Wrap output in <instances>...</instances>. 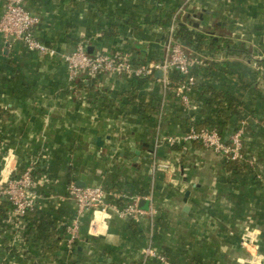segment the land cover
Here are the masks:
<instances>
[{
  "label": "crops",
  "instance_id": "crops-1",
  "mask_svg": "<svg viewBox=\"0 0 264 264\" xmlns=\"http://www.w3.org/2000/svg\"><path fill=\"white\" fill-rule=\"evenodd\" d=\"M5 4L0 0V18ZM24 4L40 19L36 36L56 52L0 37V181L38 159L42 196L16 240L6 222L11 205L0 196V264H143L148 242L177 264H251L250 243L264 264V0ZM176 13L178 26L206 37V47L187 45L203 60L194 68L190 106L177 100L176 71L170 89L157 72L148 80L101 74L70 83L62 55L81 40L93 53L124 49L141 61L163 60ZM207 126L226 139L243 129L248 162L234 169L202 143L182 142L191 128ZM169 137L181 142H160ZM72 182L141 195L150 213L135 221L87 211L69 250ZM42 221L49 223L44 235Z\"/></svg>",
  "mask_w": 264,
  "mask_h": 264
},
{
  "label": "built area",
  "instance_id": "built-area-1",
  "mask_svg": "<svg viewBox=\"0 0 264 264\" xmlns=\"http://www.w3.org/2000/svg\"><path fill=\"white\" fill-rule=\"evenodd\" d=\"M178 15V13L175 14L168 26V55L161 61H141L132 51L124 49L93 53L89 50L90 43L87 40L79 41L72 51L62 55V60L68 69L70 83L75 86L85 77L96 78L101 74H116L128 79L148 80L154 78L157 71H162V78L157 81L161 82L165 89H170L172 84L170 73L176 71L182 76V80L174 87L175 95L183 105L190 106V92L197 83L194 68L202 64L203 60L189 54L187 45L178 38ZM39 22L40 19L26 8L24 0H6L5 10L0 18V37L9 46L20 41L31 51L54 54L55 48L46 45L35 34ZM243 133V129H238L229 139H226L217 127L207 126L200 129L193 127L183 137L182 142H200L229 161L248 162L243 151ZM160 142L174 145L181 140L169 137L163 138ZM38 163V159L33 160L15 175L8 171V177L0 181V196L8 200L11 205V213L6 222L14 229V240L23 237L28 213L34 211L40 204L39 200L42 196L37 188L39 183L34 177ZM68 198L75 202L77 210L75 220L67 226L66 246L69 250L75 247V243L80 238L79 218L87 211L103 213L113 211L122 218L135 221H140L143 215L150 213L139 207L141 195L130 196L107 189L103 185L81 186L72 182L68 186ZM247 245L245 246L253 261L251 264H262L260 254L257 251H251L250 243ZM144 257L143 264H149V261L153 259L161 264H177L151 242H148L144 249Z\"/></svg>",
  "mask_w": 264,
  "mask_h": 264
},
{
  "label": "trees",
  "instance_id": "trees-1",
  "mask_svg": "<svg viewBox=\"0 0 264 264\" xmlns=\"http://www.w3.org/2000/svg\"><path fill=\"white\" fill-rule=\"evenodd\" d=\"M160 4H161V1H160ZM159 6H162V5H159ZM162 9V7H161ZM177 36L179 39H181L186 45H197L198 48H203V47H206L205 46V35L203 34H200V33H194L193 31H190L188 29V27L184 24H180L178 26V29H177ZM132 81L134 80H144V79H140V78H133L131 79ZM206 91L208 92H213L212 89H207ZM213 98L210 97L209 98V102H212ZM226 161L228 162V164H231V167L232 168H239L240 165L237 163V162H233V161H229L226 159ZM34 217V216H33ZM32 217V218H33ZM32 223V222H31ZM34 223V222H33ZM32 223V224H33ZM35 224V223H34ZM49 223L48 222H44L42 221V223L38 222L37 223V226L39 227V230L41 233H43L44 235V232L46 230V228L48 227ZM43 235H40V236H43ZM44 237V236H43Z\"/></svg>",
  "mask_w": 264,
  "mask_h": 264
},
{
  "label": "water",
  "instance_id": "water-1",
  "mask_svg": "<svg viewBox=\"0 0 264 264\" xmlns=\"http://www.w3.org/2000/svg\"><path fill=\"white\" fill-rule=\"evenodd\" d=\"M157 74H158V75H162V71H157ZM101 142H102L101 139L98 138L97 143H98V144H101ZM136 152H137V154L139 153V151H136ZM186 195H189V191H187ZM148 207H149V201H147V200H142V201L140 202V208H142V209H148Z\"/></svg>",
  "mask_w": 264,
  "mask_h": 264
}]
</instances>
